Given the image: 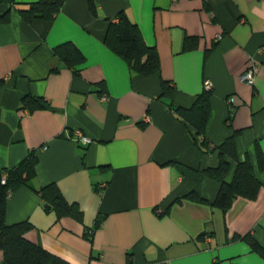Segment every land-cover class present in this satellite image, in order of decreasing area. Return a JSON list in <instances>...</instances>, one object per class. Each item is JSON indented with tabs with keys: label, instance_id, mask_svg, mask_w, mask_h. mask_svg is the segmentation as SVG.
Segmentation results:
<instances>
[{
	"label": "crops",
	"instance_id": "1",
	"mask_svg": "<svg viewBox=\"0 0 264 264\" xmlns=\"http://www.w3.org/2000/svg\"><path fill=\"white\" fill-rule=\"evenodd\" d=\"M37 1L0 5V168L38 157L35 177L6 201L5 224L28 221L25 237L70 264H264V0H92L94 12L89 0H65L52 19L28 22L19 10ZM120 12L156 49L158 73H138L105 44ZM65 42L83 56L77 72L54 52ZM205 81L208 151L175 111ZM25 97L44 106L25 107ZM74 130L92 142L76 143ZM230 137L225 181L248 160L261 187L224 212L213 205L220 182L204 171ZM49 184L79 220L44 210L39 189Z\"/></svg>",
	"mask_w": 264,
	"mask_h": 264
},
{
	"label": "trees",
	"instance_id": "2",
	"mask_svg": "<svg viewBox=\"0 0 264 264\" xmlns=\"http://www.w3.org/2000/svg\"><path fill=\"white\" fill-rule=\"evenodd\" d=\"M64 1L39 0L31 3L25 9H20L19 13L28 22L36 19L50 20L61 10ZM2 3L3 0H0V5ZM89 5L94 12L95 7L92 0H89ZM5 16V13L0 14V18ZM114 18L116 21L109 23L104 39L105 44L138 73L142 75L158 73L159 58L156 49L145 44L138 27L129 20L126 14L120 12ZM194 43V38H187L183 47L185 50H189L194 46ZM54 52L67 66L72 67L77 72L74 67L83 61V56L72 44L62 43L54 48ZM162 91V94L170 99L172 88L168 87V83L165 81L162 82ZM210 93L211 90H204L188 109L175 108L178 116L194 128L200 141L199 149L205 151H208L209 146L205 137V128L210 114ZM23 104L25 107L30 105V109L33 105L44 106L43 103H40L39 100L35 101L32 97L23 98ZM218 149L219 165L216 168L205 170L204 174L220 182L213 205L225 212L237 196L255 199L261 182L256 177L248 160L238 162L232 180L230 182L225 181V175L229 168V163L225 157L235 158L234 138H228ZM37 162V153L32 150L16 166L9 169L0 168V250L3 254L2 264H70L25 237V233L32 227L28 221L12 225L5 224V205L10 193L21 186H26L35 177ZM257 166L260 170H264V160L260 155L257 156ZM39 194L44 210H54L59 217L70 215L76 220L80 219L78 209L65 201L57 185H46L39 189ZM100 225L101 220L97 219L94 229ZM89 232L91 234L92 230ZM214 264L219 263L215 262Z\"/></svg>",
	"mask_w": 264,
	"mask_h": 264
},
{
	"label": "built area",
	"instance_id": "3",
	"mask_svg": "<svg viewBox=\"0 0 264 264\" xmlns=\"http://www.w3.org/2000/svg\"><path fill=\"white\" fill-rule=\"evenodd\" d=\"M259 65L256 61L251 60L249 66L245 69L244 73L241 75V80L245 83L252 85L254 83L255 76L258 72ZM212 85L208 81L204 82V90H211ZM73 140L76 143H79L81 145H88L92 142L91 138L84 135L79 130H74L73 132ZM4 183V180L2 181Z\"/></svg>",
	"mask_w": 264,
	"mask_h": 264
}]
</instances>
